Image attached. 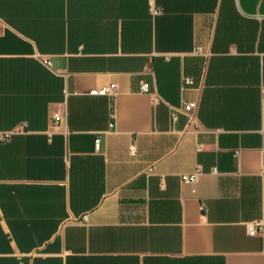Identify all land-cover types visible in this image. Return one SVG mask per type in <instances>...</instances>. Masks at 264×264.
I'll list each match as a JSON object with an SVG mask.
<instances>
[{"label": "crops", "instance_id": "obj_1", "mask_svg": "<svg viewBox=\"0 0 264 264\" xmlns=\"http://www.w3.org/2000/svg\"><path fill=\"white\" fill-rule=\"evenodd\" d=\"M0 264H264V0H0Z\"/></svg>", "mask_w": 264, "mask_h": 264}, {"label": "built area", "instance_id": "obj_2", "mask_svg": "<svg viewBox=\"0 0 264 264\" xmlns=\"http://www.w3.org/2000/svg\"><path fill=\"white\" fill-rule=\"evenodd\" d=\"M152 6V4H151ZM153 12L155 14L159 13V10H157L156 8H154L153 6L151 7ZM201 51V50H199ZM186 82L188 84H191L193 82V80L191 78H186ZM117 92V86L116 84H111L109 86H106V87H103L99 90V94L101 95H110V94H115ZM140 92L142 93H149L150 92V88H149V85L147 83H142L141 86H140ZM160 102V99L159 98H154L153 99V103L154 104H158ZM197 108V103L196 102H190V103H186L183 107L181 108H176V107H172V119L174 122H176L178 120V115L180 113H183V114H186L187 116H189V120H190V123L192 124H197V120L196 118L194 117L193 115V112L194 110ZM54 120L56 123L59 122L60 120V113L57 112L55 113L54 115ZM100 145V139H98L96 141V146L97 148L99 147ZM135 146H131L130 147V152L132 154L135 153ZM150 171H152V169H150ZM202 173L201 170H197L195 173L193 174H183L181 176V179L184 181V182H189V183H195L197 181V178L198 176ZM263 230V225L262 223H250L248 224V231L250 233V235H256L258 234L259 232H261Z\"/></svg>", "mask_w": 264, "mask_h": 264}]
</instances>
